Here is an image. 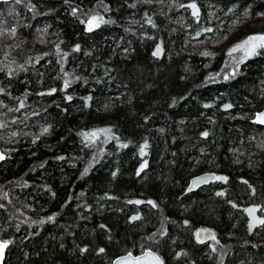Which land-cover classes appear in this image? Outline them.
Returning <instances> with one entry per match:
<instances>
[{
	"label": "trees",
	"instance_id": "16d2710c",
	"mask_svg": "<svg viewBox=\"0 0 264 264\" xmlns=\"http://www.w3.org/2000/svg\"><path fill=\"white\" fill-rule=\"evenodd\" d=\"M168 13L159 0L0 4V36L13 37H0L5 264H112L146 249L166 264H264V228L238 218L264 221V128L252 122L264 47L222 82L225 50L189 49ZM206 170L226 179L188 192ZM203 226L211 242L194 234Z\"/></svg>",
	"mask_w": 264,
	"mask_h": 264
},
{
	"label": "rangeland",
	"instance_id": "374dc122",
	"mask_svg": "<svg viewBox=\"0 0 264 264\" xmlns=\"http://www.w3.org/2000/svg\"><path fill=\"white\" fill-rule=\"evenodd\" d=\"M159 2H161L165 8L170 9V13L168 14L171 16L169 17L171 23L175 28L181 30V36H183L182 38L189 49L193 51H198L200 49L207 55H215L218 52L225 50L228 57L227 60L225 59V63L222 64V69L216 78L230 79L237 73L241 63L258 55L259 50L262 49V47L257 48L254 54L251 55H249L247 50L243 48L236 51L232 50L249 36L262 35L259 34L261 30L259 24L264 22V9L256 11L253 0H159ZM193 4L196 6L195 9L190 7V5ZM93 14L96 16V20H92ZM99 17L98 14L92 13L89 15V21L94 25ZM127 21L130 23L137 21L140 22L137 17L128 18ZM140 33L147 36L145 27H140ZM6 34L7 33H3V35L0 36L1 40L6 43L3 48L6 46L10 48L11 44L9 42H12L11 40L13 37H5ZM5 50L6 53L4 55L3 63L7 65L12 61V58L7 54L8 49ZM2 119L5 121H11L4 117ZM5 124L8 123L3 122L0 119V134L2 135L0 140L3 139V136L7 134L9 129ZM95 134L98 137L101 133L95 132ZM232 152L235 159L240 161L238 156H241V153L234 150ZM94 160L95 159L91 162V165L95 164ZM206 171L215 172L213 170ZM198 174L200 173L193 174L189 179ZM2 202H5V199L2 195V189L0 188V209L3 210ZM4 211L7 213L10 212L7 210ZM238 218L239 220L247 219V223L251 225V228H264V223H261L263 220L258 218L255 211H242L239 213ZM196 233L197 230L194 231L195 235ZM256 237L259 238V233L256 234ZM242 263L243 260H240L239 262L237 261V264Z\"/></svg>",
	"mask_w": 264,
	"mask_h": 264
},
{
	"label": "water",
	"instance_id": "95a60500",
	"mask_svg": "<svg viewBox=\"0 0 264 264\" xmlns=\"http://www.w3.org/2000/svg\"><path fill=\"white\" fill-rule=\"evenodd\" d=\"M7 1L9 0H0V4ZM262 114H264V109L254 114L252 122L264 128V123H261L258 119V117ZM0 156L3 157L2 159H0L1 165V163L4 162L7 157V154L3 151L1 145ZM214 180L215 176L212 174L205 173L198 175L191 180L189 192H197L198 190L210 185L212 182H214ZM196 235L198 240L202 243L209 242L214 239V232L208 227L200 228ZM3 243H7V246L3 249L2 253H0V264H5L7 252L9 247L11 246L10 241L2 240V238L0 237V244ZM113 264H166V262L158 252L152 249H146L140 254L128 253L121 255L113 262Z\"/></svg>",
	"mask_w": 264,
	"mask_h": 264
},
{
	"label": "snow or ice",
	"instance_id": "6c2138e0",
	"mask_svg": "<svg viewBox=\"0 0 264 264\" xmlns=\"http://www.w3.org/2000/svg\"><path fill=\"white\" fill-rule=\"evenodd\" d=\"M190 7L195 9V5H190ZM195 14V13H194ZM93 20H95V18H93ZM91 26H92V22H90L89 25V30H91ZM15 32V30L13 29V33ZM259 47H264V35H254V36H249L247 39H245L241 44L237 45L235 48H233V51H236L238 49H246L247 53L249 55L254 54L255 50ZM70 99V98H69ZM230 107V105L228 106ZM259 121L261 123H264V114H262L261 116L258 117ZM93 135H95V133H93ZM205 135H207V133H205ZM3 157L0 156V159H2ZM218 179H226L223 177H218ZM252 211V210H249ZM261 223H264V221H261ZM7 246V243H3L0 244V253H2L3 249ZM103 251V250H101Z\"/></svg>",
	"mask_w": 264,
	"mask_h": 264
},
{
	"label": "bare ground",
	"instance_id": "6f19581e",
	"mask_svg": "<svg viewBox=\"0 0 264 264\" xmlns=\"http://www.w3.org/2000/svg\"><path fill=\"white\" fill-rule=\"evenodd\" d=\"M108 24H109V21H108ZM112 26V25H111ZM113 27V26H112ZM118 28V27H117ZM228 47V46H227ZM221 54V53H220ZM221 61V60H220ZM227 66V65H226ZM212 67V66H211ZM211 69V68H210ZM232 70V69H231ZM234 70V69H233ZM235 71V70H234ZM222 72H223V70H222ZM217 76V75H216ZM219 80V79H218ZM217 81V80H216ZM220 81H222V79L220 80ZM223 82V81H222ZM205 173H208V174H212V175H214L215 176V180H214V182H216V180H217V173H215V172H204V173H201V174H205ZM201 174H198V175H201ZM198 175H195V176H193L190 180H189V184H188V188H187V190H188V192H189V186H190V183H191V180L193 179V178H195L196 176H198ZM214 182H212V183H214ZM211 183V184H212ZM203 227H207V226H203ZM200 228H202V227H200ZM199 228V229H200ZM209 229H211L213 232H214V239L216 238V233H215V231L212 229V228H210V227H208ZM199 229H198V231H199ZM197 231V232H198ZM213 239V240H214ZM212 241V240H211ZM211 241H209V242H211ZM205 243H207V242H205ZM118 258V257H117ZM116 258V259H117ZM115 259V260H116ZM115 260H113V262L115 261Z\"/></svg>",
	"mask_w": 264,
	"mask_h": 264
},
{
	"label": "flooded vegetation",
	"instance_id": "af4514ba",
	"mask_svg": "<svg viewBox=\"0 0 264 264\" xmlns=\"http://www.w3.org/2000/svg\"><path fill=\"white\" fill-rule=\"evenodd\" d=\"M0 145H1V143H0ZM2 147V146H1ZM3 149V148H2ZM4 151V150H3ZM5 152V151H4ZM6 153V152H5Z\"/></svg>",
	"mask_w": 264,
	"mask_h": 264
}]
</instances>
